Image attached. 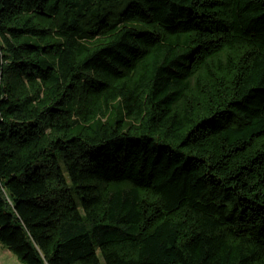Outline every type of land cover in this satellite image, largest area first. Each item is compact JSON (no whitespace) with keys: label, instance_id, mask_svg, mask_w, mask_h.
Masks as SVG:
<instances>
[{"label":"trees","instance_id":"16d2710c","mask_svg":"<svg viewBox=\"0 0 264 264\" xmlns=\"http://www.w3.org/2000/svg\"><path fill=\"white\" fill-rule=\"evenodd\" d=\"M0 243L264 264V0H0Z\"/></svg>","mask_w":264,"mask_h":264},{"label":"rangeland","instance_id":"374dc122","mask_svg":"<svg viewBox=\"0 0 264 264\" xmlns=\"http://www.w3.org/2000/svg\"><path fill=\"white\" fill-rule=\"evenodd\" d=\"M0 264H22L0 243Z\"/></svg>","mask_w":264,"mask_h":264}]
</instances>
